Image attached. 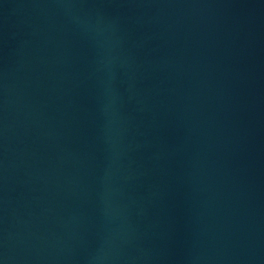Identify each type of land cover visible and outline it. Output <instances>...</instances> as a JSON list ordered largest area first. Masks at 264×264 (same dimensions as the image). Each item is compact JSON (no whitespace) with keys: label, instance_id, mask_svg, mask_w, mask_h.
<instances>
[{"label":"water","instance_id":"95a60500","mask_svg":"<svg viewBox=\"0 0 264 264\" xmlns=\"http://www.w3.org/2000/svg\"><path fill=\"white\" fill-rule=\"evenodd\" d=\"M0 264H264V0H0Z\"/></svg>","mask_w":264,"mask_h":264}]
</instances>
